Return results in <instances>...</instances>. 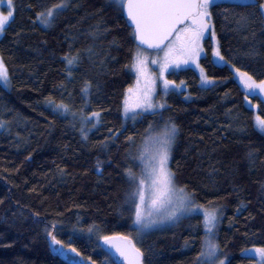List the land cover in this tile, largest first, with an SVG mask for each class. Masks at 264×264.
I'll list each match as a JSON object with an SVG mask.
<instances>
[{"label": "trees", "instance_id": "1", "mask_svg": "<svg viewBox=\"0 0 264 264\" xmlns=\"http://www.w3.org/2000/svg\"><path fill=\"white\" fill-rule=\"evenodd\" d=\"M59 2L14 0L15 18L0 35L10 76L9 86L0 82V264H68L53 253L46 228L97 264H113L101 241L117 234L137 242L144 264H195L205 235L202 214L141 235L125 203L131 187L126 171L138 168L130 153L137 157L149 125L163 127L169 118L179 129L169 168L179 186L196 192V203L219 208V258L259 264L245 250L264 247V135L254 129L255 117L264 118V103L253 95L245 100L233 73L239 68L264 79L258 10L235 0L238 7L223 22L220 9H212L228 63L213 61L216 41L208 33L199 64L215 83L201 86L192 67L171 71L167 79L175 88L159 98L165 107L133 122L123 117V99L134 81L129 65L135 42L122 10L112 0H69L52 27L33 23L41 5ZM241 15H250V22L235 24L233 17ZM254 46L261 55H248ZM65 57L74 59L71 66ZM49 100L76 115L99 112L97 128L84 139L78 118L58 115ZM249 151L256 154L254 164Z\"/></svg>", "mask_w": 264, "mask_h": 264}, {"label": "snow or ice", "instance_id": "2", "mask_svg": "<svg viewBox=\"0 0 264 264\" xmlns=\"http://www.w3.org/2000/svg\"><path fill=\"white\" fill-rule=\"evenodd\" d=\"M2 2L3 0H0V3ZM112 3H118L122 10H126L127 19L131 22L132 27L131 37L135 42V48L130 49L132 62L129 67L135 70L137 82L135 87L128 88L123 99L125 121L130 118L135 122L136 118L143 113L155 115L158 109L165 107L162 103L156 104L153 97L157 79L163 83L165 94L169 87L175 83L167 79L166 73L170 68H180L182 65L192 63L200 68L202 84L215 83L204 75V69L199 64L201 53L204 51L202 41L206 33H210L211 38L216 41L213 55L220 61L228 63L221 54L220 41L216 39L215 25L212 23V9H220L217 15L222 17L223 22H227L229 21V10L238 7L235 0H112ZM69 6V0H60L59 3H55L51 7L41 5L43 10L36 12V19L33 23L38 22L45 28H50L54 25L56 18ZM246 6L258 10L261 30L264 31V0H246ZM28 7L31 8V5ZM7 8L6 15L0 12V35L4 34L6 27L15 18L14 0H7ZM250 18V15H241L239 18L233 17V22L237 25H245L250 22ZM148 50L156 53V58L150 61L159 68V76L155 78L148 73L147 64L150 59ZM160 53L163 55L161 56ZM248 55L256 56L261 53L254 46ZM65 60L69 66L74 62V59L68 57H65ZM233 67L235 66L233 65ZM235 73L246 90L245 100L248 95L260 96L261 102L264 103V79L257 81L247 71H241L239 68H235ZM141 78H143V84H141ZM0 82L5 87L10 84L9 72L2 56H0ZM90 88L91 85L88 84L83 89L85 95L89 94ZM48 103L58 115L71 114L75 119L76 114L71 113L67 105L56 104L51 100ZM249 104H251L250 101ZM130 113L131 116H129ZM93 118L95 123L92 127H95L100 122L99 112H92L91 117L82 115L80 120L82 124L86 125ZM151 129L152 125H149V130L151 131ZM254 129L264 135V118L259 115L255 117ZM80 131L83 138L87 139V131L90 130H86L82 126ZM126 131L127 128H123V132H118L112 139H118ZM178 132L177 125L169 118L162 134L152 138L150 155L146 157L143 152L139 155L138 159L142 165L140 174H135L131 167L127 169V180L130 185H134V189L128 192L125 201L129 205L127 210L134 213L133 223L137 226L138 234H144L147 230L168 221L176 222L186 215L201 214V210H203L205 235L201 241V251L196 257L195 264H226L227 256L224 259L219 258L221 248L217 242L218 232L216 231L220 220L219 208L212 202H209L211 210L196 203V192L187 191V186L177 187L176 172L169 168L171 151ZM126 141L131 143L134 141V137L129 135L126 137ZM103 147H108V145L104 144ZM247 157L250 163H255L256 154L254 151H249ZM133 159H137V157H133ZM109 163L111 162L109 161ZM101 165L102 162L98 159L96 165L98 170H101ZM146 185L151 189L150 207L145 197ZM55 227V224L51 225L53 230ZM45 231L51 237L52 245H61L63 248L62 242L56 239L53 231H48L47 228ZM88 231L92 232L93 229L90 228ZM102 239L105 244L114 248L120 257H123L126 264H144L145 253L136 247L127 236L105 235ZM187 243L186 241V245ZM53 251L65 255L61 249L54 248ZM70 251L77 256L80 255L75 248H70ZM245 251L257 254L260 257L259 264H264V247ZM65 259L68 264H80L72 257L65 256ZM113 264H120V261L113 260Z\"/></svg>", "mask_w": 264, "mask_h": 264}, {"label": "rangeland", "instance_id": "3", "mask_svg": "<svg viewBox=\"0 0 264 264\" xmlns=\"http://www.w3.org/2000/svg\"><path fill=\"white\" fill-rule=\"evenodd\" d=\"M119 7H120V5L118 4V3H116ZM121 9V8H120ZM122 10V9H121ZM7 11H8V8H7V0H3V2L2 3H0V12H3V14H7ZM208 33H206L205 34V37H206V35H207ZM215 44V43H214ZM214 46H216V45H214ZM202 47H203V41H202ZM149 52V55H150V59H149V63L147 64V69H148V73H149V75L151 76V77H153V78H155V77H158L159 76V68H158V66L156 65V64H152L150 61H151V59H155L156 58V53L154 52V51H148ZM203 54V52L201 53V55ZM160 55L162 56L163 55V53H160ZM212 58H213V61L215 62V63H217V64H224L225 62L224 61H220L217 57H215L214 55L212 56ZM184 67H192L193 69H195L196 70V72H197V74H198V76H199V78H200V85L201 86H203V87H206V86H210V85H212V84H202V82H201V73H200V68H197L196 67V65L195 64H192V63H190L189 65H182L180 68H184ZM200 67H202L201 65H200ZM180 68H175V69H169V71H168V73L169 72H171V71H174V70H177V69H180ZM132 71H133V73H134V81H133V83H132V85H130L129 87H135L136 86V82H137V74H136V72H135V70L134 69H132ZM168 73H166V76H167V74ZM233 73H234V75H235V78L237 79V81L239 82V78H238V76L236 75V73H235V69H233ZM204 75L206 76V74H205V71H204ZM207 77V76H206ZM208 79H210V80H213V81H215L214 79H212V78H209V77H207ZM144 83V81H143V78H141V84H143ZM240 83V82H239ZM241 84V83H240ZM241 86L243 87V85L241 84ZM128 87V88H129ZM128 88H127V90H128ZM173 88H175V86L174 85H172V86H170L169 87V89L167 90V93L169 92V91H171ZM177 88V87H176ZM180 87H178L177 89H179ZM244 88V87H243ZM258 91V90H257ZM126 94H127V92H126ZM166 95L165 94V89H164V87H163V83L161 82V81H159L158 79H157V84H156V90H155V95H154V97H153V99H154V102L156 103V104H164V102H165V100L164 99H159L160 98V96L161 95ZM163 96V97H164ZM260 97V96H259ZM56 103V102H55ZM56 104H59V103H56ZM253 109L256 111V106H253ZM159 110V109H158ZM157 110V111H158ZM146 114H150V113H143L142 115H140V116H138L137 118H136V120L137 119H139V118H141L142 116H144V115H146ZM71 117H73L71 114H69ZM88 116V117H91V113H87V114H84V113H82V114H78V115H76L75 117H77L78 118V120H79V124H80V128L83 126V127H85L86 128V130H90V131H92V130H95L96 128H97V126H98V124L99 123H97L96 124V126L95 127H92V125H93V123H95V119L93 118V119H91V121L89 122V123H87L86 125L85 124H82L81 123V120H80V117L81 116ZM129 116H131V113L129 114ZM128 120H132V119H128ZM163 129H164V126L163 127H153V129H151V131H149L148 132V134L142 139V142H141V148L138 150V153H137V159H138V157H139V155L143 152V154L147 157V156H149L150 155V153H151V150H152V138L153 137H156V136H159V135H161L162 134V132H163ZM90 131H87V132H90ZM130 157H131V159L133 158V157H135V154L132 152V153H130ZM137 162H138V168H137V172L135 173L134 172V170H132L135 174H137V175H139L140 174V172H141V168H142V165L140 164V161H139V159L137 160ZM132 167V166H131ZM175 183H176V181H175ZM176 186L177 187H181V186H179L177 183H176ZM134 189V185H131V187H130V191L131 190H133ZM145 197H146V201H147V204H148V206L150 207V204H151V199H150V197H151V189L148 187V185H146L145 186ZM127 199V198H126ZM128 205V204H127ZM129 206V205H128ZM208 210H211V207H206ZM202 211L203 210H201V214H202ZM218 215H220L219 214V212H218ZM133 218H134V216H133ZM173 222H171V221H168V222H165V223H163V224H159V225H157V226H155L154 228H152V229H150V230H153V229H156V228H160V227H164V226H166V225H170V224H172ZM134 224V223H133ZM134 228H135V230H136V234L138 233V231H137V226L134 224ZM150 230H147V231H150ZM146 231V232H147ZM142 235V234H141ZM134 238V237H133ZM131 240H132V242L135 244V245H137V242L134 240V239H132L131 238ZM249 254H252L254 257H256V259L258 260V262L260 261V257L257 255V254H255L254 252H248ZM221 259V258H220Z\"/></svg>", "mask_w": 264, "mask_h": 264}, {"label": "water", "instance_id": "4", "mask_svg": "<svg viewBox=\"0 0 264 264\" xmlns=\"http://www.w3.org/2000/svg\"><path fill=\"white\" fill-rule=\"evenodd\" d=\"M122 14H123V17H124L126 23L128 24V26L131 27V22L127 19L126 10H122ZM119 235H121V234H119ZM112 236H114V235H112ZM49 241H50L49 243H50V246H51L52 251H53L54 248L61 249V251L65 255H61L59 252H55V251H53V253L58 254L67 263H68V261L65 259V256L72 257L76 261H79L80 264H97L93 260H86L80 253H79L80 254L79 256H77L75 253H72L70 251V248H74L72 246H64L62 244L63 245V248H61V245H52L51 237H50ZM101 243L103 245V248L110 253V255L112 257V260H118V261H120V264H126V262H124V260H123V257H120L119 254L115 252V249L114 248H111L109 245L105 244L104 240H102ZM77 252H78V250H77Z\"/></svg>", "mask_w": 264, "mask_h": 264}]
</instances>
